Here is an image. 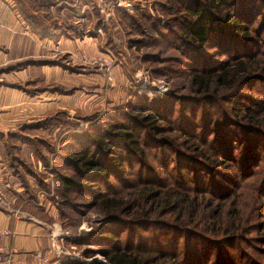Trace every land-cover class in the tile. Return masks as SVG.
<instances>
[{
  "label": "rangeland",
  "instance_id": "rangeland-1",
  "mask_svg": "<svg viewBox=\"0 0 264 264\" xmlns=\"http://www.w3.org/2000/svg\"><path fill=\"white\" fill-rule=\"evenodd\" d=\"M76 5L20 12L47 20L33 27L0 23L1 102L27 99V117L19 111L18 129L0 132V148L12 167L27 150V177L36 183L27 196L48 208L42 264H110L113 248L161 264H264V13L241 12L249 39H216L200 51L186 43L185 10L171 0ZM237 60L242 68L232 73ZM150 114L154 128L141 119ZM123 131L143 153L127 152L114 136ZM92 134L123 158L124 171L111 167L106 181L64 193L60 176L79 172L65 157L89 149L107 161L88 142ZM216 134H226L227 149ZM147 184L162 195L143 198ZM189 202L201 219L187 212ZM111 233L114 242L100 237Z\"/></svg>",
  "mask_w": 264,
  "mask_h": 264
},
{
  "label": "trees",
  "instance_id": "trees-1",
  "mask_svg": "<svg viewBox=\"0 0 264 264\" xmlns=\"http://www.w3.org/2000/svg\"><path fill=\"white\" fill-rule=\"evenodd\" d=\"M172 3H177L180 8L185 10V15L183 16L182 21V31L186 36H188L187 44H190L195 50H202V47L211 43V41H217L220 39V42H227L228 39H236L241 42L245 39H249V31L247 25L244 23L246 20H242L240 17L241 12H246L245 14H253L257 10H261V13L264 12V0H234V4L231 3V0H171ZM237 2L238 9L235 8L233 13L237 12V14H232L223 10L225 7L235 5ZM261 5L263 8L261 9ZM236 7V6H235ZM150 19V17H149ZM215 38V39H214ZM217 39V40H216ZM218 45V44H217ZM197 56L199 53L195 52ZM201 54V53H200ZM243 64L242 60H237L234 64L230 65L229 71L232 73H238L239 67ZM237 67V68H236ZM228 68V66H226ZM242 68V66H241ZM248 66H244L243 70H248ZM248 76V75H247ZM199 77V81L201 82L203 78L201 76H195L194 79L197 80ZM208 77V76H207ZM217 80H220L221 74L216 76ZM252 77H248L250 79ZM145 109L150 108V104H145L143 106ZM147 109V110H148ZM156 114H160L157 109H154ZM152 115L143 116L141 119L145 122L150 119ZM152 123L145 122V126L155 127ZM225 125V124H224ZM247 130V128H246ZM253 131V127L250 129ZM109 135L110 133L107 132ZM111 136V135H110ZM118 137L121 141V144L125 145L127 148V152L130 154H136L137 151L139 153H143L138 148V141L136 140L133 132L123 131L121 134L114 135ZM226 136V134H224ZM224 136H219L216 134L213 141H216L218 146L225 150L227 149L229 143ZM218 138H221L218 139ZM95 141L99 146L103 147L104 157L107 161H102L93 153L89 152V149L78 152V155H68L65 157L68 161H70L75 169H79L77 172V176L75 178H68L64 176H60V180L62 182V192L68 193L73 189L79 188H88L89 183H93L96 181H106L110 176V168L112 167L116 171L123 172L124 171V160L121 156L115 153V150L107 148L106 144H102L104 141L101 136L97 134L91 135L88 139V142ZM221 142V143H220ZM105 143V142H104ZM101 147V148H102ZM217 149V148H215ZM218 150V149H217ZM219 151V150H218ZM220 152V151H219ZM223 156L224 154L220 152ZM72 156V157H71ZM64 160V158H62ZM227 160V159H226ZM112 171V170H111ZM151 184H147L143 187V198H154L158 197L161 194L162 190H152ZM142 194V195H143ZM167 195L166 193H164ZM175 194L177 198H188L186 194L179 195L176 191ZM157 195V196H155ZM181 201V200H178ZM189 211L192 216H196L201 219V210L198 206L189 202ZM36 208V207H35ZM189 214V215H190ZM188 215V216H189ZM183 229V227L179 228ZM106 234H102L100 237L107 239L109 242H114L116 237L115 233H111L107 236ZM106 258L110 264H161V260L155 256L150 255H138V254H130L126 251H118L117 248H113L110 250H106ZM198 257V256H197Z\"/></svg>",
  "mask_w": 264,
  "mask_h": 264
},
{
  "label": "crops",
  "instance_id": "crops-1",
  "mask_svg": "<svg viewBox=\"0 0 264 264\" xmlns=\"http://www.w3.org/2000/svg\"><path fill=\"white\" fill-rule=\"evenodd\" d=\"M77 3L79 0H0V16L5 14L7 19V21L0 20V23L4 22L3 25L16 27L18 22H21L33 27L38 24L37 20L42 22L47 20L28 15L26 17L20 12L25 11L27 14L29 11L33 14L42 9L50 10L56 7L65 9L66 5L70 10L77 11ZM17 11H19L18 14ZM14 94V92H6L4 98ZM5 100L1 102L0 99L1 110L2 107H10L13 101L20 103L18 111L11 107L0 113L2 134L13 133L15 129H18L16 122L22 121L20 118L22 115H17L19 111L27 117L25 96L18 101L11 98ZM19 156L24 158L23 168L21 165L12 167L8 164V156L0 148V198L4 200V204L0 203V229L10 232L2 238L1 245L4 248V254L11 257V261L6 264H42V258L48 254L49 236L53 224L45 216L48 208L41 207L42 197H39L37 202H33L31 199L33 197L27 196V184L36 186V183H33L32 178L27 177V150L21 148Z\"/></svg>",
  "mask_w": 264,
  "mask_h": 264
},
{
  "label": "built area",
  "instance_id": "built-area-1",
  "mask_svg": "<svg viewBox=\"0 0 264 264\" xmlns=\"http://www.w3.org/2000/svg\"><path fill=\"white\" fill-rule=\"evenodd\" d=\"M0 203L4 204V200L0 198ZM9 231L5 229H0V264H6L11 261V257L9 255L4 254V248L1 245V240L5 236L9 235Z\"/></svg>",
  "mask_w": 264,
  "mask_h": 264
}]
</instances>
